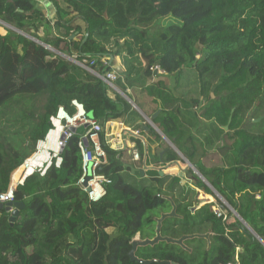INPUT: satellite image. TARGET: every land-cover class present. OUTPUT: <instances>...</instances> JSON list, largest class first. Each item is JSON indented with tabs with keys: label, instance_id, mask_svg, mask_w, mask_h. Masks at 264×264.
Masks as SVG:
<instances>
[{
	"label": "trees",
	"instance_id": "trees-1",
	"mask_svg": "<svg viewBox=\"0 0 264 264\" xmlns=\"http://www.w3.org/2000/svg\"><path fill=\"white\" fill-rule=\"evenodd\" d=\"M53 4L56 16L46 21L33 0H0V193L46 138L59 107L76 112L73 100L102 125L121 120L155 136L157 145L136 140L142 159L133 173L127 150L112 149L102 133L108 162L100 172L112 182L92 202L77 185L81 135L72 133L46 174H32L17 189L15 201L24 207L14 220L0 209V264H142L129 256L132 241L155 236L156 218L172 209L166 197L177 216L163 221V236L210 237L186 240L187 249L167 242L138 247V258L264 264V0ZM117 57L116 85L140 112L77 63L95 61L101 75ZM183 74L197 80L199 96L174 93L167 80L178 87ZM146 117L237 215L218 217L214 203L194 209L189 191L175 195L183 178L160 175L156 166L186 162L154 128L145 129ZM186 176L197 178L191 169Z\"/></svg>",
	"mask_w": 264,
	"mask_h": 264
},
{
	"label": "built area",
	"instance_id": "built-area-1",
	"mask_svg": "<svg viewBox=\"0 0 264 264\" xmlns=\"http://www.w3.org/2000/svg\"><path fill=\"white\" fill-rule=\"evenodd\" d=\"M77 63L91 73L96 74L109 89L110 93H124L116 85V81L121 77L120 72L116 68L111 67L109 70H106L105 73L100 75L94 71L93 65L95 64V61L90 62L89 65L86 62ZM108 64H110V62ZM157 69H159V67H157ZM159 71L161 73L163 72L160 69ZM128 92L130 93L129 90ZM72 104L76 107V112L74 114H70L63 106H60L57 113L51 116L50 121L52 127L48 130L46 138L39 142L37 151L25 159L24 162L12 173L11 181L7 190L0 193L1 203L14 202L17 196V189L19 186L23 185L24 181L32 174L38 173L40 176L46 174L52 158L59 155L62 149L66 146L68 138L72 134L70 130L71 127L77 129L85 127V132L81 135L79 141V148L82 157V176L78 180L77 185L92 202H98L106 195L107 186L111 184L112 180L109 176L100 172L102 166L108 162L107 153L101 143V135L106 131L107 124H109L108 128L112 129V121L102 125L98 120L89 117L83 104L77 100H73ZM56 122L61 125L60 130ZM147 122L150 121L148 120ZM120 124L121 129L117 133V139L114 140L111 138V144L106 142L115 150H122L123 147L128 149V145L125 143V141L128 140L127 138H139L142 135L140 129L132 128L122 121ZM53 130H59L56 148H45L42 144L47 141L48 136ZM117 141H119L121 147L117 146ZM129 150L132 158L136 161H140L139 149L134 142L131 143ZM213 211L218 217H223L224 219L227 218V214L224 213L223 207L214 206Z\"/></svg>",
	"mask_w": 264,
	"mask_h": 264
},
{
	"label": "water",
	"instance_id": "water-1",
	"mask_svg": "<svg viewBox=\"0 0 264 264\" xmlns=\"http://www.w3.org/2000/svg\"><path fill=\"white\" fill-rule=\"evenodd\" d=\"M1 22L2 21L0 20V23ZM5 25L8 26V27H10V28H12L11 26H9L7 24H5ZM12 29H14V28H12ZM48 48L50 50L54 51V49H52L50 47H48ZM113 58H114L113 56H110V64H111V60H113ZM120 95L122 97H124L127 101H129L133 105V107L140 112V109L136 106V104L134 103V101L126 93H120ZM157 115H158V113L155 114L153 118H155ZM89 117L90 118H94V116H93L92 113H89ZM147 119L150 122H148V125L145 126V129L146 130L149 129L150 126L152 128H154L181 155V153L172 144V142L162 133L161 130H159L157 128V126L154 124L153 120L150 119V118H147ZM259 120L260 119H257L255 121H259ZM225 129L228 130V126H226ZM70 130H71L72 133H78V134L82 135L85 132V127H81V128H78V129L75 128V127H71ZM185 161L187 162L188 168H191L193 170L196 169V167L192 163H190L188 160L185 159ZM131 170H132L133 173H135L136 170H137V168L135 166H131ZM159 172H160V175H164V172L163 171L160 170ZM140 173H141L142 176H144V174H145L144 168L140 170ZM198 175L200 176V178L207 185H209L210 187H212L210 185V183L200 173H198ZM193 184L197 188L196 197H195V200H194V209H198L202 205L211 203L212 201H211V199L207 198L208 196L206 198H204V199H201L199 197V195L201 194V191L204 190V187L199 186L196 181H193ZM215 192H218V191L216 190ZM166 198L171 201V204H172L171 211L164 212V213H162L160 215V217L156 218L157 224H156V229H155V236L153 238H147V239H144V240L143 239H140V238H135L132 241V249H131V251L129 253V256H130L131 260L136 261V262H139V263H142V264H152L154 262H158V263H170V262H167V261H160V260H157V259L144 260V259L138 258L136 256V250L138 249V247H143V246H147V245H155V244H157L159 242H167V243H170V244H176V245L182 246L183 248H186L187 249V247L185 245V241L188 240V239L195 238V237L209 239L210 234H211L210 232H208L206 234L186 235V236H183V237H181L179 239L171 238V237H168V236H163L162 235V232H161V228H162L163 221L166 218H168V217H175V216H177V213H176V205H175L174 201L170 197H166ZM224 205L227 206V207H229L231 209V212H233V213H235L237 215L236 211L225 200H224ZM23 207H24V203L23 202H20V201L7 202V203H1L0 202V209H6V210L12 212L11 221L14 220L15 216L19 214L20 210Z\"/></svg>",
	"mask_w": 264,
	"mask_h": 264
},
{
	"label": "rangeland",
	"instance_id": "rangeland-1",
	"mask_svg": "<svg viewBox=\"0 0 264 264\" xmlns=\"http://www.w3.org/2000/svg\"><path fill=\"white\" fill-rule=\"evenodd\" d=\"M117 61L119 62V59H117ZM119 64V63H118ZM119 68V70H120V68H121V66H118ZM167 82H168V84H169V86L171 87V88H173V89H175L174 90V93L175 94H182V95H184L186 98H191V97H197V96H199V93H198V82H197V80L196 79H191V78H188L187 76H185L184 74H183V79H182V81H181V83H180V85L178 86V87H176L177 86V84H176V81L174 80V78L173 77H169L168 78V80H167ZM129 93V92H128ZM120 94V93H119ZM129 94H131V92L129 93ZM146 120V122L148 121V119L146 118L145 119ZM159 134V133H158ZM161 136V135H160ZM160 139H161V141L163 142V143H167V144H169L168 142H167V140L165 139V138H163L162 136L160 137ZM152 140H153V142L155 143V142H157V139L155 138V136H153L152 135ZM170 145V144H169ZM170 147H172L171 145H170ZM173 148V147H172ZM139 149V148H138ZM176 150V149H175ZM139 153H140V149H139ZM178 153V152H177ZM179 154V153H178ZM180 155V154H179ZM180 157L182 158V159H184V156L181 154L180 155ZM141 159H142V154L140 153V161H141ZM185 160V159H184ZM140 161H137V162H140ZM186 162V161H185ZM179 165L178 167H182V168H187V169H191V168H188V166H187V162H186V165H182L181 163H179V162H177V163H169V164H167V165H159V166H156V168L157 169H159V170H161V171H163L164 172V174H167V175H169L170 177H173V176H175L177 173L176 172H178V167L176 166V165ZM137 167H140V165L137 163V165H136ZM192 171H193V173L197 176V178L195 179V178H191L190 176H188V178L190 179V180H186V179H184L183 178V180H182V185L180 186L179 185V188H177V191L175 192V195L176 196H181V198H183L184 196H186V193L189 191V197H191V199H193V202H194V200H195V197H196V191H195V189H190L191 188V186H190V183H192V181H196L197 183H198V181L199 180H201L203 183H204V186H206L205 188H208L210 191H211V193L212 194H208L205 190H202L201 191V194L199 195V197L201 198V199H204V198H206L207 197V195H208V197L207 198H211V203H214V206H219V207H223V209H224V213H226L227 215H229V213L231 212V209L229 208V207H227V206H225L224 205V198H223V196L219 193V192H215L216 191V189L215 188H212V187H210L209 185H207L201 178H200V176L198 175V173H199V171L197 170V169H195V170H193V169H191ZM186 173V172H185ZM173 174V175H172ZM145 175V174H144ZM142 176V175H141ZM194 177V176H193ZM187 178V179H188ZM198 180V181H197ZM198 185H199V183H198ZM200 186V185H199ZM215 190V191H214ZM194 204V203H193ZM203 206V205H202ZM201 206V207H202ZM232 214H234V215H236L235 213H233V212H231ZM210 232V231H209ZM211 233V232H210ZM135 238H140V236L139 235H137Z\"/></svg>",
	"mask_w": 264,
	"mask_h": 264
},
{
	"label": "crops",
	"instance_id": "crops-1",
	"mask_svg": "<svg viewBox=\"0 0 264 264\" xmlns=\"http://www.w3.org/2000/svg\"><path fill=\"white\" fill-rule=\"evenodd\" d=\"M34 2H35V4H36V7H37V9L40 11V14H41V17H43V18H45V20L46 21H51L55 16H56V12H57V8H56V6L53 4V0H33ZM117 59H119L118 57L115 59V64H114V67L118 70V66H121V61H120V59H119V62L117 61ZM111 61H113V60H111ZM119 63V64H118ZM118 68H117V67ZM129 91L131 90V89H128ZM131 92V91H130ZM112 96H114V94L113 93H110ZM121 120H116V121H112V123H111V128L112 129H110V128H108V126H109V124H107L106 125V131L104 132V134H105V139H106V142H108V143H110L111 144V142L110 141H112V140H110L111 138H113L114 140H116L117 139V133L120 131V129H121ZM132 128H134V127H132ZM137 129V128H136ZM142 133V132H141ZM128 137V136H127ZM128 140H126L125 141V143L128 145V149L126 148V147H123L122 148V150H127V152L130 154V145H131V143H135L136 144V146H137V139H141L142 141H143V144L145 145V148H146V146H147V144H149V146L152 148V149H154L155 148V146L157 145V143L155 142H153V140H152V136L151 135H149V134H144V133H142V135H141V137H139V138H133V137H128L127 138ZM117 146L118 147H121V145L119 144V141H117ZM124 148H126V149H124ZM130 156H131V160H132V162L134 163L133 165L138 169V167L136 166L137 165V161L136 160H134L133 158H132V155L130 154ZM177 163V162H176ZM177 167L179 166L178 164L176 165ZM143 169V168H142ZM141 170V169H140ZM186 170H187V168L185 169V168H182V167H178V172H176V173H178L182 178H184V179H186V180H190L187 176H186ZM173 175V174H172ZM188 178V179H187ZM190 186H191V188L192 189H195V191H197V188L194 186V184H193V181H192V183H190ZM208 196V195H207Z\"/></svg>",
	"mask_w": 264,
	"mask_h": 264
},
{
	"label": "bare ground",
	"instance_id": "bare-ground-1",
	"mask_svg": "<svg viewBox=\"0 0 264 264\" xmlns=\"http://www.w3.org/2000/svg\"><path fill=\"white\" fill-rule=\"evenodd\" d=\"M56 124L58 125L60 130L61 125L58 122H56ZM59 130H53L48 136L47 141L44 144H42V146H44L45 148H56L57 138L59 136Z\"/></svg>",
	"mask_w": 264,
	"mask_h": 264
}]
</instances>
